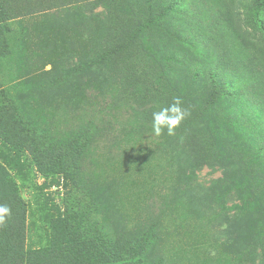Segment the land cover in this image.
Wrapping results in <instances>:
<instances>
[{
	"label": "trees",
	"instance_id": "16d2710c",
	"mask_svg": "<svg viewBox=\"0 0 264 264\" xmlns=\"http://www.w3.org/2000/svg\"><path fill=\"white\" fill-rule=\"evenodd\" d=\"M47 10L60 21L71 14L82 27L79 47L51 71L77 75L86 87L94 83L100 108L131 111L136 128L177 155L179 185L170 188L163 213L183 193L185 172L222 169L210 186L212 199L225 210L234 196V219L245 212L253 222L236 246L235 264H264V0H0V40L9 22ZM175 98L188 115L174 135L155 136L152 113ZM13 109L0 103V158L22 175L30 143ZM41 199L55 214L53 239L29 254L24 201L0 168V205L11 209L0 225V264H167L159 208L150 207L134 229L115 226L98 235L71 229L55 201Z\"/></svg>",
	"mask_w": 264,
	"mask_h": 264
},
{
	"label": "rangeland",
	"instance_id": "374dc122",
	"mask_svg": "<svg viewBox=\"0 0 264 264\" xmlns=\"http://www.w3.org/2000/svg\"><path fill=\"white\" fill-rule=\"evenodd\" d=\"M72 21L71 14L60 21L54 10L34 13L9 22L0 40V103L8 112L14 108L30 143L22 175L0 158L25 204V251L39 252L53 239L55 214L41 199L48 196L71 229L98 235H110L115 226L134 229L150 207L159 208V248L167 264H235L236 246L253 222L245 212L234 219V196L225 210L212 199L210 186L222 169L185 172L183 193L163 213L170 188L179 185L177 155L136 128L141 125L131 111L100 108L94 83L86 87L77 75L51 71L80 45L82 27Z\"/></svg>",
	"mask_w": 264,
	"mask_h": 264
},
{
	"label": "clouds",
	"instance_id": "9594fccd",
	"mask_svg": "<svg viewBox=\"0 0 264 264\" xmlns=\"http://www.w3.org/2000/svg\"><path fill=\"white\" fill-rule=\"evenodd\" d=\"M182 101L175 98L174 103L152 113V131L155 136H160L165 130L168 135H174L175 129L186 118L188 113L181 108ZM11 216V209L7 205H0V225L6 223Z\"/></svg>",
	"mask_w": 264,
	"mask_h": 264
}]
</instances>
